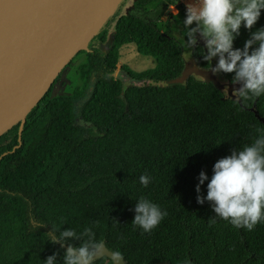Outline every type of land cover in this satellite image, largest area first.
<instances>
[{"label": "trees", "instance_id": "trees-1", "mask_svg": "<svg viewBox=\"0 0 264 264\" xmlns=\"http://www.w3.org/2000/svg\"><path fill=\"white\" fill-rule=\"evenodd\" d=\"M171 3L133 0L129 12L112 16L27 114L20 145L18 124L0 136V264H43L53 253L63 264L66 247L87 239L86 227L125 264H264V222L236 229L214 218L209 201L198 204L194 187L200 171L210 176L217 159L264 128L255 115L264 116V95L239 104L194 75L167 85L187 53L177 39L184 4H175V17ZM261 25L264 10L253 29ZM248 35L241 27L233 47ZM200 42L192 48H202ZM128 44L154 65L139 72L122 66L131 81L125 84L113 74ZM199 51L190 56L210 68ZM220 74L231 82L232 73ZM141 174L151 177L147 187ZM141 196L167 213L147 233L131 223ZM64 229L77 236L48 240ZM94 264L112 261L101 256Z\"/></svg>", "mask_w": 264, "mask_h": 264}, {"label": "clouds", "instance_id": "clouds-1", "mask_svg": "<svg viewBox=\"0 0 264 264\" xmlns=\"http://www.w3.org/2000/svg\"><path fill=\"white\" fill-rule=\"evenodd\" d=\"M178 0H172L167 8L177 17L174 7ZM264 10V0H185L184 17L181 20L183 31L177 34L180 48L187 54L200 49L199 53L210 71L232 73L231 82L238 84L233 89L235 95L244 100L264 95V25L253 29ZM243 27L249 30L242 47H233V40ZM203 47L192 48L197 39ZM216 58L214 66L210 64ZM256 135L250 143L230 154L217 159L212 164L210 176L200 171L195 184L196 202H210L215 213L214 218L227 221L236 229L251 231L258 223L264 222V128L256 129ZM151 177L141 174L140 185L147 187ZM206 192L200 195V186ZM131 223L143 232H150L167 214L156 203L146 197L136 199ZM87 239L79 246L69 244L63 255V264H94L96 256L102 250V243L96 239L90 228L81 233ZM74 229L55 231L48 240L61 243L74 238ZM119 258V251L112 252ZM43 264H57L55 253L46 256Z\"/></svg>", "mask_w": 264, "mask_h": 264}, {"label": "water", "instance_id": "water-1", "mask_svg": "<svg viewBox=\"0 0 264 264\" xmlns=\"http://www.w3.org/2000/svg\"><path fill=\"white\" fill-rule=\"evenodd\" d=\"M123 0H0V136L18 124V144L27 114L49 90L52 82L114 15ZM211 82L236 99L238 84L219 82L210 68L193 60L184 62L180 75L167 85L183 84L190 76ZM256 117L264 124V116ZM16 146V147H17ZM112 264L122 258L102 247L96 258ZM156 264H166L164 262Z\"/></svg>", "mask_w": 264, "mask_h": 264}, {"label": "rangeland", "instance_id": "rangeland-1", "mask_svg": "<svg viewBox=\"0 0 264 264\" xmlns=\"http://www.w3.org/2000/svg\"><path fill=\"white\" fill-rule=\"evenodd\" d=\"M181 2V1H179ZM185 0H182V4H184ZM133 0H123L121 2V4L119 5V7L117 8L116 12L114 13L113 16H120V15H124L127 12H129V10H131V6H132ZM169 12H171V10H169ZM108 34L111 33V31H113V21L110 22L108 24ZM109 36H107V40H109ZM202 43V42H200ZM106 43H99L98 46L101 49L105 48ZM185 61L187 60H193L194 64L195 60L193 57H191L190 55H188L187 53L184 56ZM82 58L78 59V61H81ZM216 63V58H213L210 62V64L212 66H214ZM154 65V59L150 56H144L140 53H137L135 46L133 44H128V45H124L120 48L119 50V59L116 65V71L113 74V77L115 78H120L123 80V82L125 84L131 83L130 79H128L127 77L124 76V73L121 71V67L122 66H128L132 71L135 72H139L148 68L153 67ZM216 79L219 82H222L224 84H226V81L222 79L220 71H218L217 73H215ZM222 91L226 94V87H224L222 89ZM227 95V94H226ZM78 103H76L77 105Z\"/></svg>", "mask_w": 264, "mask_h": 264}, {"label": "flooded vegetation", "instance_id": "flooded-vegetation-1", "mask_svg": "<svg viewBox=\"0 0 264 264\" xmlns=\"http://www.w3.org/2000/svg\"><path fill=\"white\" fill-rule=\"evenodd\" d=\"M178 1H181V2H182V0H178ZM181 2H180V3H181Z\"/></svg>", "mask_w": 264, "mask_h": 264}]
</instances>
